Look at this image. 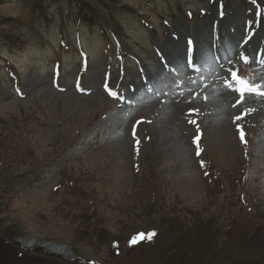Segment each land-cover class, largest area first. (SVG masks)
<instances>
[{"label": "rangeland", "instance_id": "rangeland-1", "mask_svg": "<svg viewBox=\"0 0 264 264\" xmlns=\"http://www.w3.org/2000/svg\"><path fill=\"white\" fill-rule=\"evenodd\" d=\"M249 1L0 0V264H264V64L233 55L247 27L264 45ZM188 38L212 71L167 76L156 52L182 64Z\"/></svg>", "mask_w": 264, "mask_h": 264}, {"label": "snow or ice", "instance_id": "snow-or-ice-1", "mask_svg": "<svg viewBox=\"0 0 264 264\" xmlns=\"http://www.w3.org/2000/svg\"><path fill=\"white\" fill-rule=\"evenodd\" d=\"M232 79L238 81L240 87L237 90L240 91L241 96H243L244 91H256V88L254 86L250 85L244 78L238 76L236 72H232ZM112 94L115 95V93ZM237 119H239V117H237ZM152 235H155V233L150 234L147 238L150 239ZM141 236H143V234H141Z\"/></svg>", "mask_w": 264, "mask_h": 264}, {"label": "bare ground", "instance_id": "bare-ground-1", "mask_svg": "<svg viewBox=\"0 0 264 264\" xmlns=\"http://www.w3.org/2000/svg\"><path fill=\"white\" fill-rule=\"evenodd\" d=\"M220 13V12H219ZM218 13V14H219ZM225 19H223V23L225 24V23H229V22H232V21H226V19L228 18V17H231V16H227V17H225L223 14H221ZM232 17H234L233 15H232ZM232 17H231V19H232ZM235 18V17H234ZM222 22V21H221ZM233 24H234V22H233ZM221 26H223L222 25V23H221ZM224 39H226L225 37H224ZM221 40L217 43L218 44V46H219V48H220V55H219V58H221L225 63L226 62H228V61H230L231 59H229V60H227V59H224V57H222L223 56V49L225 48V47H227V45H229V44H227V43H224V46H223V44L221 45ZM235 50H238V48L237 47H235V49H234V52H233V55H234V53H235ZM242 54H244V53H241V54H239V56H241ZM199 56V55H198ZM195 60H197V59H195ZM227 60V61H226ZM198 64H199V62H197ZM207 65V64H206ZM182 70H184V69H182ZM151 100H153V99H151ZM62 247V246H61ZM58 250H62L63 251V249H58Z\"/></svg>", "mask_w": 264, "mask_h": 264}, {"label": "trees", "instance_id": "trees-1", "mask_svg": "<svg viewBox=\"0 0 264 264\" xmlns=\"http://www.w3.org/2000/svg\"><path fill=\"white\" fill-rule=\"evenodd\" d=\"M60 256V255H59Z\"/></svg>", "mask_w": 264, "mask_h": 264}]
</instances>
